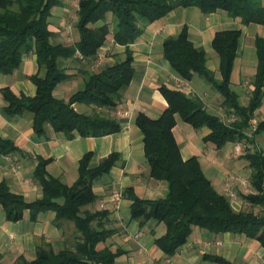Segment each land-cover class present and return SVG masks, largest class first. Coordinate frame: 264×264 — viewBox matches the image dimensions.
Instances as JSON below:
<instances>
[{
  "label": "trees",
  "instance_id": "trees-1",
  "mask_svg": "<svg viewBox=\"0 0 264 264\" xmlns=\"http://www.w3.org/2000/svg\"><path fill=\"white\" fill-rule=\"evenodd\" d=\"M61 7V0H0V76L16 72L22 58L33 54L38 73L29 78L36 89L33 98L15 97L8 89L1 91L6 105V116L32 117V130L42 136L45 129L71 140L100 139L120 132L115 119L108 117L121 101L120 94L128 88L133 78L132 57L128 51L122 62L103 67L98 73H82L83 87L68 101L53 97L55 88L72 79L66 74L62 62L79 59L95 62L106 40L112 37L114 46L128 48L142 35L144 28L164 19L177 9H196L202 15L222 12L232 20H240L244 26L264 25V0H79L74 28L78 41L72 46L51 43L48 30L52 10ZM108 16L110 22H107ZM239 31L215 34L212 51L219 59L221 81L214 79L206 69V56L195 48L183 27L175 37L162 44V56L172 73L181 81L189 82L193 76L202 79L222 98V107L230 124L206 113L202 103L181 92L165 88L159 90L166 102V109L157 120L139 114L135 126L142 137L144 160L148 176L165 182L164 197L146 200L136 197L126 189L131 201L129 216L139 225L148 221L162 223L165 234L154 244L166 257H171L186 244L197 227L208 234L244 236L264 248V212H236L229 199L218 193L201 171L196 158L183 161L173 135L175 116L192 130L207 129L209 134L203 144L216 151L227 144L251 143L245 134L250 128L253 114L259 109L264 90V40H255L257 59L252 93L247 107L237 104L230 90V77L236 59ZM74 105L93 108L89 115L79 114ZM264 132V121L256 126L253 136ZM15 149L10 141L0 138V154L9 155ZM251 170L250 185L253 192L243 196L251 207H264V157L259 153H247L243 157ZM118 156L110 155L98 167L90 170L91 154L78 163V178L72 186L52 178L46 172L48 162L40 161L33 173V180L41 188V198L26 202L20 195L10 192L5 182L0 183V206L8 222L17 223L29 212L34 222L41 213L52 212L54 225H73L79 234L74 246L54 251L40 247L35 258L26 261L19 257L15 264H115L125 254L117 249H98L112 234L103 227L105 213L82 212L96 200L93 182L106 175L117 163ZM1 259V257H0ZM203 260L214 264H233L221 257L204 255ZM1 264V263H0Z\"/></svg>",
  "mask_w": 264,
  "mask_h": 264
},
{
  "label": "crops",
  "instance_id": "crops-1",
  "mask_svg": "<svg viewBox=\"0 0 264 264\" xmlns=\"http://www.w3.org/2000/svg\"><path fill=\"white\" fill-rule=\"evenodd\" d=\"M75 1L73 6L72 0H61V7L52 10L48 26L52 33V44L72 46L78 41L74 24L79 0ZM183 27L187 28L188 39L193 46L204 52L206 69L213 73L217 82L221 81V76L219 59L211 48L212 39L218 32H240L230 90L236 96L238 106L247 107L257 67L255 40H264V25L244 26L240 20H232L222 12L202 15L196 9H177L144 28L142 35L128 48L114 46L109 36L100 51L104 57L100 64L96 61L80 62L78 58L62 62L66 74L72 79L58 85L53 97L66 102L83 87V72L96 74L103 67L122 62L126 51L132 57V81L120 94L121 101L117 108L107 115L118 122L120 132L100 139L74 136L68 140L61 134H55L50 127L38 137L32 130V117L29 114L5 115L2 90L8 89L15 97L35 96L36 89L29 78L37 75L38 68L35 56L28 54L22 58L16 72L10 76H0V138L10 141L15 149L9 155L0 154V183L5 182L10 192L22 196L26 202H33L42 195L40 186L33 180V173L40 161L48 162L46 172L49 176L66 186H72L78 178V163L86 154H91L90 170L97 168L110 155H116L119 159L115 166L93 182L96 200L82 209V212L105 213L103 227L112 234L98 245V249L106 247L113 252L117 249L124 251L125 254L118 257L115 264H214L203 260L204 255L218 256L233 264H264V248L256 241L244 236L208 234L197 227L192 228L185 245L173 256L166 257L154 244L155 239L165 234V226L154 221L139 225L130 219L131 201L125 193L126 189L130 188L136 197L146 200L162 198L167 192L165 182L148 176L142 137L135 126L139 114L151 120H157L162 115L167 105L159 90L165 88L181 92L199 100L208 115L222 122L230 119L222 107V98L214 88L197 76H193L189 82L181 81L164 60L163 42L175 38ZM73 109L84 115L94 112L93 108L82 105H74ZM263 121L264 90L261 105L254 112L250 125L257 126ZM208 134L207 129L192 130L175 116L173 135L182 160L196 158L204 176L218 193L226 196V188L232 191L235 198L229 201L234 211L264 212V207H251L243 199V196L253 192L251 170L243 157L247 153H259L264 157V132L252 137L251 143H239L242 148L239 155L233 153L238 143L227 144L219 151L203 144L202 139ZM241 179H247L249 186H243ZM115 192L120 193L117 202L113 199ZM54 218V213L46 212L31 222L29 212L25 211L22 220L12 223L6 220L0 206V263L15 264L19 257L31 261L36 251L45 246L54 251L71 249L79 234L69 223L55 226Z\"/></svg>",
  "mask_w": 264,
  "mask_h": 264
},
{
  "label": "built area",
  "instance_id": "built-area-1",
  "mask_svg": "<svg viewBox=\"0 0 264 264\" xmlns=\"http://www.w3.org/2000/svg\"><path fill=\"white\" fill-rule=\"evenodd\" d=\"M103 59H104L103 54H101V55L99 54L98 57H97V59H96V62H97L98 64H100V63L103 61ZM233 121H234V118H231V119L225 121L224 123H225V124H230V123H232ZM255 131H256V126H255V125H250V128H249V130L247 131V133L245 134V136H246L247 138L251 139L252 136H253V133H254ZM241 151H242L241 145L238 143V144L235 145V147L233 148V153H234L235 155H239V154L241 153ZM240 182H241V184H242L243 186H249V181H248L247 179H241ZM225 194H226V197H227L228 199H234V198H235V194H234L232 191H230L228 188L225 189ZM113 199H114L115 202L119 201V199H120V193L115 192L114 195H113Z\"/></svg>",
  "mask_w": 264,
  "mask_h": 264
},
{
  "label": "rangeland",
  "instance_id": "rangeland-1",
  "mask_svg": "<svg viewBox=\"0 0 264 264\" xmlns=\"http://www.w3.org/2000/svg\"><path fill=\"white\" fill-rule=\"evenodd\" d=\"M75 0H72V3H73V6H75V4H76V1L74 2ZM76 8V7H75ZM73 9H74V7H73ZM107 22H110V17L108 16V18H107ZM100 54H101V52H100ZM82 89V88H81ZM262 213V212H261Z\"/></svg>",
  "mask_w": 264,
  "mask_h": 264
}]
</instances>
